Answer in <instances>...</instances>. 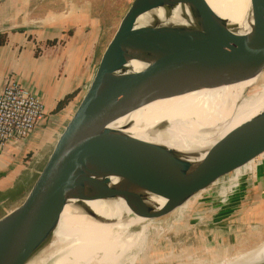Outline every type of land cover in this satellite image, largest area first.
<instances>
[{
  "label": "water",
  "instance_id": "water-1",
  "mask_svg": "<svg viewBox=\"0 0 264 264\" xmlns=\"http://www.w3.org/2000/svg\"><path fill=\"white\" fill-rule=\"evenodd\" d=\"M177 8L185 25L161 21L158 10L169 19ZM252 76H264V0H250L239 24L219 17L205 0H133L28 193L0 216V264L39 261L66 207L111 226L118 221L98 216L86 203L121 200L141 220L136 227L170 216L259 161L264 112L205 152L136 139L125 133L129 124L109 127L153 102L230 87ZM167 128L162 122L154 131Z\"/></svg>",
  "mask_w": 264,
  "mask_h": 264
},
{
  "label": "crops",
  "instance_id": "crops-1",
  "mask_svg": "<svg viewBox=\"0 0 264 264\" xmlns=\"http://www.w3.org/2000/svg\"><path fill=\"white\" fill-rule=\"evenodd\" d=\"M108 27L92 11L91 0H0V93L12 78L43 106L25 141L0 147V216L24 199L45 165L115 32ZM261 164L264 157L251 165L254 174L235 195L205 203L203 225L212 240L226 241L235 225L264 222V170L255 180ZM219 208L223 216L213 223Z\"/></svg>",
  "mask_w": 264,
  "mask_h": 264
},
{
  "label": "bare ground",
  "instance_id": "bare-ground-1",
  "mask_svg": "<svg viewBox=\"0 0 264 264\" xmlns=\"http://www.w3.org/2000/svg\"><path fill=\"white\" fill-rule=\"evenodd\" d=\"M205 1L219 17L233 24L241 22L250 4V0ZM157 12L163 22L185 25L179 8L174 10L169 19L166 18L163 10ZM252 87L254 89L249 95L250 99L246 100L245 91ZM262 112H264V76L257 78L252 76L230 87L153 102L115 119L109 127L123 129L129 124L125 133L136 139L163 144L183 152H205L231 131ZM206 115H210V118L208 119ZM162 122L167 123L168 128L155 133L154 127ZM207 130L212 132L202 133ZM157 203L163 205L164 202L157 201ZM86 205L98 216L117 220L118 223L111 226L99 225L78 215L71 207H66L47 254L32 264L48 262L50 264H134L147 239V230L144 226L136 232L132 231L141 220L130 216L129 209L121 200L87 202ZM127 216L131 218L121 224L120 219ZM147 247L144 257L150 258L154 251ZM171 259L177 260L173 256ZM258 263H264V244L253 251L238 254L227 260H216L212 264Z\"/></svg>",
  "mask_w": 264,
  "mask_h": 264
},
{
  "label": "rangeland",
  "instance_id": "rangeland-1",
  "mask_svg": "<svg viewBox=\"0 0 264 264\" xmlns=\"http://www.w3.org/2000/svg\"><path fill=\"white\" fill-rule=\"evenodd\" d=\"M132 1L91 0L92 11L100 16L103 26L111 28L112 34ZM251 91L245 96V98L247 97L246 100L250 99L249 95ZM243 100L244 98L240 103ZM206 117L209 119L210 115H206ZM256 168L257 174L255 172V180L257 181L260 180L258 175L262 174L264 164L258 165ZM254 171V166L241 170L237 176H232L224 180V182H220L211 190L197 196V199L195 198L186 207L173 212L170 216L158 221H146L136 226L134 231H138L141 226L146 228L147 239L143 250L136 256L134 264H212L216 260H227L238 254L253 251L264 244V222L246 224L245 226L235 225V233L226 239V241H221L214 238L212 240L208 236V233L205 232L206 228L203 225L205 219H202V213L206 212L207 214L205 203L208 205L207 199L211 195L220 191L223 198L227 195H235L248 184V175L254 174ZM237 179L240 184L239 190L234 193L230 191L229 193L230 184L232 185ZM262 197V200H264V194ZM217 199H220V196ZM222 214V210L220 209L218 215L210 221L213 223L219 221L223 216ZM148 245L149 247H147ZM146 247L154 251L151 253L150 258L144 257ZM47 248L43 253L47 254ZM43 253L39 255V260H41L40 256ZM172 256L181 261L178 262L176 259H171ZM47 264H50V262Z\"/></svg>",
  "mask_w": 264,
  "mask_h": 264
},
{
  "label": "built area",
  "instance_id": "built-area-1",
  "mask_svg": "<svg viewBox=\"0 0 264 264\" xmlns=\"http://www.w3.org/2000/svg\"><path fill=\"white\" fill-rule=\"evenodd\" d=\"M42 116L40 99L9 79L0 93V147L25 141Z\"/></svg>",
  "mask_w": 264,
  "mask_h": 264
},
{
  "label": "trees",
  "instance_id": "trees-1",
  "mask_svg": "<svg viewBox=\"0 0 264 264\" xmlns=\"http://www.w3.org/2000/svg\"><path fill=\"white\" fill-rule=\"evenodd\" d=\"M72 98V96H69V97H66L65 100L59 104V109L65 105L70 99ZM247 169V168H246ZM239 187H240V184L238 182V179L235 180V182L233 183V186H232V189L230 190L232 193L236 192L237 190H239ZM220 194H222V192H218L214 195H211L208 199H207V203L210 204L212 203L213 201H215L219 196ZM220 208L216 210L215 214L211 217V219L215 218L216 215H218V212H219Z\"/></svg>",
  "mask_w": 264,
  "mask_h": 264
}]
</instances>
